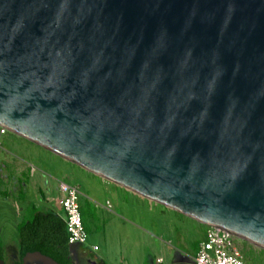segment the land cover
<instances>
[{"label": "water", "instance_id": "obj_1", "mask_svg": "<svg viewBox=\"0 0 264 264\" xmlns=\"http://www.w3.org/2000/svg\"><path fill=\"white\" fill-rule=\"evenodd\" d=\"M0 126L264 248V0H0Z\"/></svg>", "mask_w": 264, "mask_h": 264}, {"label": "crops", "instance_id": "obj_2", "mask_svg": "<svg viewBox=\"0 0 264 264\" xmlns=\"http://www.w3.org/2000/svg\"><path fill=\"white\" fill-rule=\"evenodd\" d=\"M48 153L46 160L49 164L43 171L54 177L57 185L54 194L42 196L44 204L41 208L61 214L55 201L59 191L58 183L77 185L80 221L88 239L89 232L82 221L80 204H87L88 207L89 220H86L90 225L92 241L87 240L86 244L73 247L70 250L72 258V252L82 251L94 264L193 263L196 246L204 239L207 229L204 222L189 218L156 202L151 204V201L142 195L134 194L115 182L104 180L51 151ZM31 156L39 157L32 153ZM48 167H51L52 173H48ZM25 169L26 165L22 164L18 172ZM36 170L42 172L37 165L31 170L32 176ZM33 189L41 196L42 189L37 180ZM48 202L50 204L46 207ZM90 203H93L92 211ZM173 242L176 246L171 245ZM91 246H96V249L93 250ZM157 258L160 259L159 262H156Z\"/></svg>", "mask_w": 264, "mask_h": 264}, {"label": "rangeland", "instance_id": "obj_3", "mask_svg": "<svg viewBox=\"0 0 264 264\" xmlns=\"http://www.w3.org/2000/svg\"><path fill=\"white\" fill-rule=\"evenodd\" d=\"M45 150L38 147V145L36 146V144L34 145L28 139L0 126V241L3 246L2 256L5 264H14L17 259L16 224L18 221L30 217L33 208L43 210L41 208L44 204L42 196L54 194L56 191V180L43 171L46 170L47 164H49L46 160L49 150ZM31 153L39 157L34 158ZM44 156L45 158H43ZM22 164L26 165V169L23 172H18V168ZM37 165L40 166L42 172L36 170L32 176L31 170ZM48 173H52L51 167H48ZM36 180L42 189L41 196L33 189ZM153 202L150 203L153 204ZM49 204V202L46 203V207ZM92 207L93 203H90L91 211L93 210ZM87 208V204H80L82 221L89 232L87 240L91 242L90 225L86 220H89ZM234 242L236 247L241 250L243 264H264V248L236 237ZM83 244H86V242ZM171 245L176 246V243L173 242ZM81 252H72V264H87L85 254Z\"/></svg>", "mask_w": 264, "mask_h": 264}, {"label": "built area", "instance_id": "obj_4", "mask_svg": "<svg viewBox=\"0 0 264 264\" xmlns=\"http://www.w3.org/2000/svg\"><path fill=\"white\" fill-rule=\"evenodd\" d=\"M58 190L55 201L63 214L67 242L71 245L83 244L87 240V232L80 221L77 186L60 182ZM234 239L227 231L207 226L204 239L196 246L193 264H243V255L236 247ZM91 248L94 250L96 246ZM159 261L157 258L156 262Z\"/></svg>", "mask_w": 264, "mask_h": 264}, {"label": "trees", "instance_id": "obj_5", "mask_svg": "<svg viewBox=\"0 0 264 264\" xmlns=\"http://www.w3.org/2000/svg\"><path fill=\"white\" fill-rule=\"evenodd\" d=\"M62 215L54 210L33 208L30 217L18 221L16 224L17 259L14 264H20L21 255L25 251H37L42 255L50 256L60 264H72L70 250L78 247L79 244L74 246L68 244ZM2 250L0 241V258L4 262Z\"/></svg>", "mask_w": 264, "mask_h": 264}, {"label": "flooded vegetation", "instance_id": "obj_6", "mask_svg": "<svg viewBox=\"0 0 264 264\" xmlns=\"http://www.w3.org/2000/svg\"><path fill=\"white\" fill-rule=\"evenodd\" d=\"M85 261L87 262V264H94V262H92L88 257H85Z\"/></svg>", "mask_w": 264, "mask_h": 264}, {"label": "bare ground", "instance_id": "obj_7", "mask_svg": "<svg viewBox=\"0 0 264 264\" xmlns=\"http://www.w3.org/2000/svg\"><path fill=\"white\" fill-rule=\"evenodd\" d=\"M3 127V126H2Z\"/></svg>", "mask_w": 264, "mask_h": 264}]
</instances>
